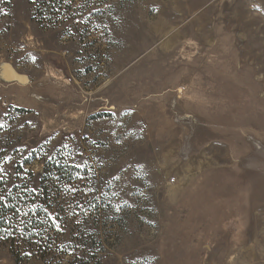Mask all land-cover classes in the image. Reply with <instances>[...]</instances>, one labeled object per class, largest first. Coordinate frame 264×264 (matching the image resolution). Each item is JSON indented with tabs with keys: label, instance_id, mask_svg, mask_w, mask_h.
I'll return each instance as SVG.
<instances>
[{
	"label": "rangeland",
	"instance_id": "rangeland-1",
	"mask_svg": "<svg viewBox=\"0 0 264 264\" xmlns=\"http://www.w3.org/2000/svg\"><path fill=\"white\" fill-rule=\"evenodd\" d=\"M90 4L93 28L41 27L34 0L0 20L9 185L57 154L82 168L101 208L62 264H264V0Z\"/></svg>",
	"mask_w": 264,
	"mask_h": 264
},
{
	"label": "trees",
	"instance_id": "trees-1",
	"mask_svg": "<svg viewBox=\"0 0 264 264\" xmlns=\"http://www.w3.org/2000/svg\"><path fill=\"white\" fill-rule=\"evenodd\" d=\"M11 6L12 0H0V20ZM91 7L90 0H34L32 19L44 28L70 22L93 28L99 9ZM89 37L90 33H84L80 41ZM43 163L38 189L31 186L32 172L17 170L16 182L9 185L8 176L0 170V249L9 247L17 264L32 258L62 264L84 244L87 211L100 212V197L76 184L82 168L61 154ZM96 234L94 230V240Z\"/></svg>",
	"mask_w": 264,
	"mask_h": 264
},
{
	"label": "water",
	"instance_id": "water-1",
	"mask_svg": "<svg viewBox=\"0 0 264 264\" xmlns=\"http://www.w3.org/2000/svg\"><path fill=\"white\" fill-rule=\"evenodd\" d=\"M19 79L23 80V79H24V77L20 76V78H19Z\"/></svg>",
	"mask_w": 264,
	"mask_h": 264
}]
</instances>
